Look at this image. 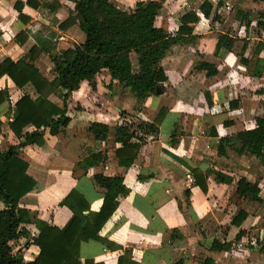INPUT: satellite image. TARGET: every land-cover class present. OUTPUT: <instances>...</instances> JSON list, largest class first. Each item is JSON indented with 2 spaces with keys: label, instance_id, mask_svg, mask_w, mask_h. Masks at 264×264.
<instances>
[{
  "label": "crops",
  "instance_id": "0c3cea01",
  "mask_svg": "<svg viewBox=\"0 0 264 264\" xmlns=\"http://www.w3.org/2000/svg\"><path fill=\"white\" fill-rule=\"evenodd\" d=\"M19 1L21 15L15 0H0V60L20 58L30 46L37 44L36 40L55 49L83 40L84 34L76 22L58 25L68 15L71 0L54 3L35 0L34 4ZM111 1L129 9L136 0ZM167 1L168 7L179 6L181 1L185 9L192 8L199 15L192 29L197 34L195 39L174 45L192 50L191 63L197 51L204 53L199 55L201 58L215 63L217 72L210 76L194 69L192 64L189 66L197 75L204 76L205 82L200 81L202 85L195 89L207 91L206 97L203 92L191 96L190 85L183 88L179 80H172L168 74L173 97L164 101L165 90L146 96L139 104L115 79H110L104 68L81 80L66 98L69 120L62 129L51 133L44 127L41 144L29 142L17 146L16 155L25 161V172L35 180L34 187L23 193L17 204L62 228L68 241L75 238L81 224L99 222L98 233L104 241L93 237L80 239L77 253L81 264L85 259L100 264H264V250L257 249L258 242L264 239V222L255 224L261 216L264 218V166L252 156L244 162V154L229 151L227 156L215 150L218 136L252 127L254 117L264 114V81L261 80L264 67L260 76H253L238 59L241 51L246 58L252 57L258 39L262 46L257 55L264 59V39L254 37L250 50V41L246 39L251 37L253 24L258 26L252 18L245 28L236 12L237 8L249 15L263 11L264 0H219L218 4L217 0H209L212 7L207 17L198 12L201 0H162V4ZM245 1L250 5L242 4ZM225 3L233 4L230 13ZM253 7L258 10L254 11ZM219 18L236 31L228 32L226 26V30L218 27L212 33L207 24L212 21L215 25ZM203 21H206L204 25ZM257 30L264 33L259 27ZM218 32L236 36L229 50L219 48L214 52ZM203 38L209 40L208 52L201 42ZM243 40L246 46L241 50ZM32 63L40 73L51 77V61L44 50L34 56ZM232 70L239 80L228 79L227 72ZM0 91V150H3L18 142L7 125L15 101L24 93L33 99L37 92L29 81L18 86L6 73L0 75ZM47 98L58 106L62 104L54 93H49ZM161 105L166 106V111L156 131L135 130L143 137V143L129 165H120L114 153L119 143L113 138L112 127L122 120L151 122ZM91 121L108 125L104 138L96 139L87 130ZM34 127L27 122L22 130L31 131ZM213 130L216 135L210 133ZM98 153L104 157L92 156ZM92 159L85 165L86 160ZM190 166L202 172L218 169L233 178L244 175L256 180L260 200L237 195L233 181H216L213 173L206 176V190L202 191L192 181ZM97 174L120 177L123 192L118 191L113 205L102 204L106 187L96 180ZM3 206L0 200V208ZM238 209L245 213L244 217L237 223L230 222ZM23 227L27 235L21 234L10 242L12 249L20 248L23 260L28 261L37 253L34 240H28L32 233L36 235L37 229L32 222L24 223ZM239 229L242 233L235 240ZM254 229L257 232L252 236L249 231ZM214 240L230 241V245L214 248L211 245Z\"/></svg>",
  "mask_w": 264,
  "mask_h": 264
},
{
  "label": "trees",
  "instance_id": "16d2710c",
  "mask_svg": "<svg viewBox=\"0 0 264 264\" xmlns=\"http://www.w3.org/2000/svg\"><path fill=\"white\" fill-rule=\"evenodd\" d=\"M33 1L35 0H26L34 4ZM71 1L72 6L68 10V15L58 25L63 27L76 22L84 34L82 41L74 42L70 47L55 49L49 43L42 45V41L36 40L37 44L30 46L20 58L12 60L4 57L0 60V75L6 73L18 86L29 81L37 92L33 99L24 93L15 101L12 118L7 125L18 138V142L0 150V200L4 203L0 208V264H81L77 253L79 240L93 237L104 241L98 233L99 222L91 225L81 224L75 238L68 241L62 228L39 219L34 212L17 204L18 198L35 185V180L25 172V161L16 155L17 146L29 142L41 144L43 142L41 131L44 127H47L51 133L62 129L69 120L65 104L70 91L76 88L81 80L91 78L103 68L107 70L110 79H115L122 90L126 89L135 98L137 104L148 95L165 91L168 78L160 63L161 59L172 45L192 42L197 36L192 33V29L199 15L192 8L180 13L175 30L169 31L155 23V16L162 0H136L130 9H122L111 0ZM216 2L218 4L219 0ZM21 4L19 0L14 2L18 15H21L19 11ZM211 7L209 0H201L198 4V12L207 17ZM236 12L245 28L250 20L255 18L257 26L264 31V10L250 15L240 8H237ZM235 39L236 36L218 32L215 37L214 52L219 48L229 50ZM245 46L246 41L243 40L241 50ZM261 46L262 41L258 39L252 57L246 58L241 51L238 58L239 62L245 65L247 73L253 76H260L264 67V59L257 55ZM40 50H44L51 61L50 78L40 73L32 63L34 56ZM192 66L196 70H203L205 76L217 72L214 62L201 57L193 59ZM49 93L60 97L61 106L47 98ZM1 95L0 91V97ZM165 111L166 106L161 105L151 122L122 120L112 127L113 138L119 143L114 153L120 165H129L137 148L143 143V137L134 131H156L157 124L163 118ZM27 122L35 126L33 130H22ZM87 130L94 138L101 139L106 136L108 125L104 122L91 121ZM210 133L216 135L214 130ZM215 150L217 154L227 156L229 151L252 156L264 165V114L254 117L252 127L239 129L230 135L218 136ZM92 156L102 159L104 154L98 153ZM91 161L94 159L86 160L85 165ZM189 170L193 183L202 191L206 190V176L213 173L216 181L225 183L233 181L234 192L237 195L260 200L256 180H249L244 175L233 178L232 175L218 169H206L202 172L196 166H190ZM95 178L106 187L102 204L113 205L111 203L114 202L118 191L123 192L120 177L97 174ZM185 193L187 196V189ZM244 215L245 213L238 209L230 218V222L237 223ZM26 222H32L37 229L33 238L37 253L28 261L23 260L21 252L12 251L10 245V240L21 234L27 235L23 227ZM241 233L242 230L239 229L234 239H238ZM211 245L214 248H227L230 241L214 240ZM257 249L264 250V239L258 242ZM83 264L100 263L85 259Z\"/></svg>",
  "mask_w": 264,
  "mask_h": 264
},
{
  "label": "rangeland",
  "instance_id": "374dc122",
  "mask_svg": "<svg viewBox=\"0 0 264 264\" xmlns=\"http://www.w3.org/2000/svg\"><path fill=\"white\" fill-rule=\"evenodd\" d=\"M45 1L49 2V3H54L57 0H45ZM166 3H169V2L168 1L163 2L162 9H160L158 11L157 15L155 16V23L158 25L161 24L162 26H164L169 31H174L176 28V23H177L176 19L178 20V16L180 15L181 11L183 9H185V6L183 5V2H181V1L179 2L180 5L176 6V7H175V5L171 6L169 4L168 5L170 7H168V6H166ZM247 3H248V1L242 2V4H244V5H247ZM181 4H182V6H181ZM191 4H194V2ZM249 5H250V3H248V6ZM228 6L230 8L227 11V13L228 12L230 13V11L232 10L233 4L231 6L230 5H228ZM253 10L256 11V10H258V8L253 7ZM253 10H251V11H253ZM224 13H226V11ZM229 18L234 19L235 17L231 16ZM221 21H222V19L219 18V19H217V23L215 25L212 24L213 23L212 21H210L209 24H207V25H209L208 27L212 29V33H215V31H217L216 29L218 27L222 28L223 30H226V26H227L226 31H228V32L236 31V29H234V30L231 29L232 28L231 26L228 27V25H226L225 22L222 23ZM205 22L206 21H203V25L205 24ZM253 27L251 28V30H250L251 33L249 34L251 37L249 39H246V40H248V42L250 41V50H251V48H252V46L256 40V38L254 39V37L261 38L263 36V39H264V33L263 32L259 33L257 30L258 27H256L255 24H253ZM201 42H203L204 48H206V52H208V42H209L208 38L201 39ZM236 49H237V47L234 48V50H236ZM202 54H204V53H202ZM202 54L200 51H197L196 54L194 53L195 56L193 55V59L198 58V56L202 55ZM191 56H192V50H190L189 48L179 47V46L174 45L167 51L165 57L160 61V63L163 66V68L165 69L166 74H168L172 80H174V79L179 80V82H181V86L183 88H185V86L190 85L192 87V92H190L191 96L197 97L198 95H201L200 93H202V92L203 93L206 92V94L208 92L204 91V89L201 91L195 89L196 87L199 88V86L202 85L199 83H200V81H203L202 78H204V76L197 75L195 73L194 69L192 70L191 68H189V66L192 64L191 63V58H192ZM217 64L219 65L220 68L223 67L221 65V61H218ZM227 73L229 74L228 79L235 80V81H237V79L239 80L238 75H236V71L232 70L230 72L228 71ZM261 80L264 81V74H263V79H261ZM203 82H205V81H203ZM251 83H252V81H251ZM169 86H170V83H168V81H167L166 85H165L166 93L163 95L164 101H166V100L168 101V99H171L173 97L172 89ZM204 96H205V93H204ZM242 158L245 159L244 162H247L249 157L245 156ZM263 222H264V218L261 216L255 222V224L260 225V224H263ZM255 232H257L256 229L250 230L249 234L252 236H255V234H254Z\"/></svg>",
  "mask_w": 264,
  "mask_h": 264
},
{
  "label": "built area",
  "instance_id": "2783aa9c",
  "mask_svg": "<svg viewBox=\"0 0 264 264\" xmlns=\"http://www.w3.org/2000/svg\"><path fill=\"white\" fill-rule=\"evenodd\" d=\"M224 5H225V7H228L227 3H225ZM34 236H35L34 233H32V234L28 237V240H29V241H33ZM10 245H11V242H10ZM11 250H12V251H19V252H21L20 248H16L15 250H13V249H12V246H11ZM21 254H22V252H21Z\"/></svg>",
  "mask_w": 264,
  "mask_h": 264
}]
</instances>
